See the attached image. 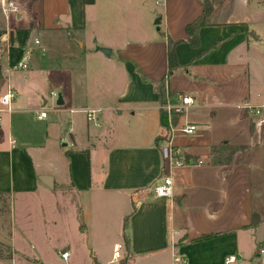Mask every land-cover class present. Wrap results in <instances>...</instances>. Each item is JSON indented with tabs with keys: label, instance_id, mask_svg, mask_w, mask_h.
Masks as SVG:
<instances>
[{
	"label": "crops",
	"instance_id": "crops-1",
	"mask_svg": "<svg viewBox=\"0 0 264 264\" xmlns=\"http://www.w3.org/2000/svg\"><path fill=\"white\" fill-rule=\"evenodd\" d=\"M12 1L16 13L5 16L0 11V94L7 85L16 93L11 111L0 112V191L9 196L13 227L18 211L20 240L29 245V253L21 254L40 264H77L70 260L66 233L86 230L69 205L75 202L71 194H84L124 205L116 214L120 240L112 246L127 238L125 264H175L176 255L185 261L177 264H223L228 254H236L240 264H253L244 262L245 256L258 255V246L264 248V233L259 232L264 224L260 207L253 202V187L263 186L264 180L252 177L249 145L225 135L213 142L204 114L226 103L223 97L233 98L230 106L243 109V114L251 113L246 105H264V84L260 80L250 89L248 71L240 69L237 78L239 61L234 60L243 55L252 60L254 54V65L264 67L252 52L262 38L257 28L264 26V0H214L210 24L198 30V46L183 40L176 45L175 70L183 69L187 83L192 75L206 83L194 81L189 87L170 83L173 71L168 74L166 37L185 39V24L201 13L199 0H153L155 10L150 14L158 17V31L164 24L162 39L132 40L117 47L115 54L105 41L98 47L109 48L108 55L83 34L94 14L87 17V9L94 12L97 0ZM45 35L60 45L65 66L48 67ZM34 38L39 45L33 44ZM28 47V68L12 69ZM31 66L39 70V84L28 72ZM161 78L166 80L165 90L176 93V101L180 94L194 98L174 125L188 121L198 130L190 137L174 133L171 145L186 160H202L200 164L167 167V139L159 121L162 104L152 84ZM111 88L115 95L108 99ZM40 108H47L43 119L34 115ZM83 109L98 110L87 120ZM253 121L245 133L248 140H253ZM224 141L245 145V150L235 152L229 163L211 164L210 145ZM165 173L172 178V197H155L153 186ZM44 175L51 177V186ZM94 188L99 191L92 192ZM206 234L212 237L199 239ZM55 235L65 240L51 245L50 236ZM256 235L259 239L252 246ZM9 239L18 251L12 231ZM38 245L57 254L66 251L68 256L47 261L44 253H37ZM110 259L94 264H109ZM10 264L21 261L12 258Z\"/></svg>",
	"mask_w": 264,
	"mask_h": 264
},
{
	"label": "rangeland",
	"instance_id": "rangeland-1",
	"mask_svg": "<svg viewBox=\"0 0 264 264\" xmlns=\"http://www.w3.org/2000/svg\"><path fill=\"white\" fill-rule=\"evenodd\" d=\"M159 9L160 7L158 8L156 6L158 13L160 12ZM151 10H155L153 0H97L94 12L87 9V17H90L89 15L92 13L94 14L93 19L90 17L92 21L87 23L86 31L83 34L86 35L87 39L91 36V41L93 42L94 47H98L99 44L106 41L108 45L113 47V54L116 53L117 47L130 43L132 40L143 39L150 41L157 38L162 39L161 33L165 29L164 24H160V30L158 31V24H155L158 17H152L150 14ZM210 19L211 18H208L207 20L210 21ZM257 30L261 34L262 38L259 43L253 46L254 49L252 52L256 53L257 58L255 59L261 60L264 63V26H258ZM49 39L50 38L45 35V41L48 42V53L45 61L49 64L48 67H50V69H55L58 66H65V63H63L60 59L62 53L60 45L55 42H50L51 40L49 41ZM107 41L111 42V44ZM253 58L254 54L252 55V60ZM234 60H236V62L239 61V64L235 62L238 66L237 78L240 77V69H243L244 72L248 71L246 77L249 79L250 89H253V86H257L260 80L262 81L261 83L264 84V67H257L246 55ZM78 61L80 62V60ZM78 61L75 63L77 64ZM55 63L56 65L54 68L53 65ZM35 68L36 67L31 66L28 72L34 76L35 84H39V78H41V75L36 74V72L39 73V70H36ZM169 76L170 83H177L180 85L187 83L185 80L188 77L185 75L183 69L174 70ZM189 80L190 83L194 81L199 84L205 83L204 80L194 79L193 75L189 76ZM233 82H235L233 79L229 80L230 84ZM190 83H187L186 86L189 87ZM238 84L241 83L239 82ZM114 92V88L108 90V99H112L114 97ZM223 99H225L224 102L226 103H223V105L219 107L211 108V112L206 111V114H204V118L208 121L209 127L212 131L213 142L216 143L220 141L219 138L225 135L227 137H231L233 141L235 140L247 143L249 145V149L246 152H249L248 162L252 170V177L255 178L254 180H256V177L257 179L264 180V121L260 127H255L252 135L253 140H248L245 136L246 131H250V119L251 121L252 119L255 121L259 118H264V105L257 107V109L260 110L259 114H251L250 112H248L249 114H243L241 111L243 109L230 106L233 98L223 97ZM228 104L229 106H225ZM197 130L198 127L192 134L189 135L181 134L179 132L175 133L190 137L193 136ZM260 139H262V142H260ZM244 150H240L238 152H244ZM94 191H99V189L94 188L92 192ZM108 195L110 196V194ZM87 197L88 196L85 197L84 194H81L80 196L71 194L70 196V199L75 201L70 202V209L72 210L74 208L76 211L78 224L81 225L85 223L87 225L86 230L77 229L75 234L72 232L66 233L71 244L70 260L76 262L77 264H94V261L96 260L104 262L111 256L112 243L120 240L117 230L118 218L116 214L120 212V208L122 209L124 205L121 207V205L117 202L110 200L104 201L102 198H98V200L96 199L97 197L91 200ZM253 202L255 205H259L260 207V215L264 224V185L258 188L253 187ZM33 204L34 206L37 205L35 199L33 200ZM59 205L60 204L57 205L58 211H60ZM41 209V213H44L45 211H43V208ZM14 213L16 222H14L13 227L11 225L9 196L0 191V260L4 261L9 259L7 263L10 264V259L13 258V261L15 262L21 261V264L25 262L24 260L27 261L26 264H40L34 257L21 254V251L29 253L28 248L26 247L29 245L23 241L21 242L20 240L22 236L20 235L21 230L18 227V222L20 221L18 219L19 214L17 210ZM46 218L47 216H45V220ZM69 229L72 228L70 227ZM11 231L13 237L18 243V247L17 245L15 246L16 249H19L18 251L10 244L9 237ZM259 232L264 233V225L260 227ZM56 236L57 235L54 237L50 236L51 245H58L62 239L65 240V238H62L60 235ZM258 239V235H256V238H253L252 240V246L255 245V241ZM244 245L248 247L249 242L246 240ZM38 246L39 249H37V253H44L47 261H49L48 259L51 260V258L54 260L62 258L60 257V251L57 254L55 251H51L48 246ZM257 250L259 251V246ZM32 251L33 250L30 252ZM34 253L35 252L33 251L32 254ZM244 262L264 264V254L258 252V255H253L251 252L249 256H245Z\"/></svg>",
	"mask_w": 264,
	"mask_h": 264
},
{
	"label": "built area",
	"instance_id": "built-area-1",
	"mask_svg": "<svg viewBox=\"0 0 264 264\" xmlns=\"http://www.w3.org/2000/svg\"><path fill=\"white\" fill-rule=\"evenodd\" d=\"M0 11L5 15L8 16L9 13H16L17 8L12 0H0ZM34 45H39V40L37 38H34L33 40ZM31 58V48H26L23 52L21 57L15 62V64L12 66V69L16 70H25L29 66ZM54 96H56V93L52 92ZM15 91L14 89L7 85L5 90L0 94V112H10L11 111V105L15 98ZM194 103L193 96L189 94H180L178 101L176 102H170L167 100L163 105L162 109L166 111L167 115V121H168V127H169V137L167 139V154H166V162L168 169L171 167H179L184 166L187 164H200L202 163V160L196 159L193 161L192 159H185L184 155L179 152V150L171 145L172 137L174 136L175 132H179L181 134L189 135L192 134L197 126L194 123L185 121L179 125H174L171 121L172 114H182L185 113L187 108L191 106ZM251 113L259 114L260 110L257 109V107L252 105H246ZM98 109H83V111L86 114L87 120H91L94 118V113L97 112ZM34 115L38 119H43L47 116V108H40L39 110H36L34 112ZM264 119L259 118L255 120L254 126L259 127L262 125ZM175 149V150H174ZM153 194L155 197H166L171 198L173 194V182L172 178L169 173H165L160 175V177L157 179L156 184L153 186ZM123 245L122 243H115L112 246V254L111 259L109 261V264H118L119 260L123 258ZM260 253L264 254V248L259 249ZM62 258H66L68 256V252H62L60 254ZM184 263L185 261L182 259V257L176 255L174 257V263ZM223 264H240L238 257L236 254H228L224 257Z\"/></svg>",
	"mask_w": 264,
	"mask_h": 264
},
{
	"label": "trees",
	"instance_id": "trees-1",
	"mask_svg": "<svg viewBox=\"0 0 264 264\" xmlns=\"http://www.w3.org/2000/svg\"><path fill=\"white\" fill-rule=\"evenodd\" d=\"M199 2L201 5V13L195 19L185 24L184 27V32L186 36L185 39H172L169 36L166 37V60H167L168 74H170L178 67V62L176 58L177 43L183 40L186 41L188 45L191 47L198 46L199 28L203 25L210 24L207 19L213 11L214 0H199ZM142 79L145 81V78L142 77ZM152 84L154 90L158 95V100L160 104L163 105L167 100H169L170 102H176V96H177L176 93L165 90V84H166L165 78H161L160 80L155 81ZM178 116L179 114L176 113L172 114L171 121L173 124H176L178 122L177 121ZM159 121L160 124L165 128V133L162 135V137L164 139H168L169 127H168L167 115H166V111L162 108H160L159 111ZM245 147H246L245 145L230 144L227 141L221 142L217 145H210L209 147L210 163L215 165H223L229 163L234 153L240 150H244ZM185 157L187 156L185 155ZM255 217L256 215L254 216V218ZM208 237H212V234L203 235L199 239L208 238ZM122 245L125 256H123V258L119 260V264H125L127 260L128 240L125 236L123 237Z\"/></svg>",
	"mask_w": 264,
	"mask_h": 264
},
{
	"label": "water",
	"instance_id": "water-1",
	"mask_svg": "<svg viewBox=\"0 0 264 264\" xmlns=\"http://www.w3.org/2000/svg\"><path fill=\"white\" fill-rule=\"evenodd\" d=\"M158 19L156 20V22L155 23H158ZM157 29H158V26H157ZM98 50H100L101 52H103L104 54H106V55H108L109 54V52H110V49L109 48H106V47H98ZM57 98H58V100H57V104H60L61 103V96H60V94H58L57 95ZM43 178V180H44V182L47 184V185H49V186H51V177L50 176H42Z\"/></svg>",
	"mask_w": 264,
	"mask_h": 264
}]
</instances>
